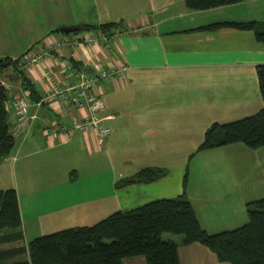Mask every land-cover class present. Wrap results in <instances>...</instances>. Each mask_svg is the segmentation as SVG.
<instances>
[{"label":"crops","instance_id":"1","mask_svg":"<svg viewBox=\"0 0 264 264\" xmlns=\"http://www.w3.org/2000/svg\"><path fill=\"white\" fill-rule=\"evenodd\" d=\"M247 20L264 23V0L197 10L185 0H0V57L13 60L1 80L15 139L0 162V189L16 190L23 234L4 247L182 194L209 232L244 224L247 203L264 197V146L201 144L213 123L263 106L256 67L264 63V43L252 30L204 28ZM105 23L116 26L103 31ZM64 26H80V32L65 33ZM97 31L104 36L93 42L62 43ZM109 65L126 67L95 85L110 134L99 142L94 130L53 132L56 123L68 125L83 111L56 101L37 105L50 87L47 74L64 86L79 69L95 73ZM19 93L34 118L18 120L12 100ZM203 151L211 159L208 174L199 177ZM146 167L163 174L125 182ZM182 242L183 236L180 264H231L199 242ZM123 264L146 260L126 257Z\"/></svg>","mask_w":264,"mask_h":264},{"label":"trees","instance_id":"2","mask_svg":"<svg viewBox=\"0 0 264 264\" xmlns=\"http://www.w3.org/2000/svg\"><path fill=\"white\" fill-rule=\"evenodd\" d=\"M241 0H185L189 9H208ZM115 23L100 25L103 31ZM233 27L252 30L264 43V23L221 21L204 28ZM92 28H95L93 26ZM13 62L0 57V162L14 147L5 102L8 92L1 73ZM263 106L254 114L233 121L215 122L205 131L201 148L241 142L249 148L264 146V63L256 67ZM163 174L146 167L125 180H153ZM186 179V178H185ZM247 221L233 229L209 233L199 223L184 195L159 198L128 211H115L90 225L60 229L32 238L26 245L4 247L23 239L18 195L14 188L0 189V264H123V259L144 256L146 264H180L178 243L163 240L162 233L183 235V244L199 242L221 262L264 264V197L247 203ZM21 258L20 256L26 255ZM19 256V257H18Z\"/></svg>","mask_w":264,"mask_h":264},{"label":"built area","instance_id":"3","mask_svg":"<svg viewBox=\"0 0 264 264\" xmlns=\"http://www.w3.org/2000/svg\"><path fill=\"white\" fill-rule=\"evenodd\" d=\"M104 36L101 31L88 32L81 36H74L72 39H63V44L69 43L78 45L81 42H93L97 38ZM43 56L37 55L36 60L40 61ZM33 60V59H32ZM69 67H72L69 64ZM125 66H112L101 68L95 73L86 69H79L75 79L64 86L57 85L52 77L47 74L49 89L44 93L41 100L37 103L56 101L66 103L70 108L82 110L80 116L72 118L70 124L63 125L56 123V128L52 131L59 134H72L76 131L94 130L99 142L110 134L111 127L103 123L104 117L100 112L104 109V100L101 95L95 92V85L99 79L114 78L122 75ZM12 105L18 120L34 118L35 113H31V104L25 93L15 95Z\"/></svg>","mask_w":264,"mask_h":264},{"label":"rangeland","instance_id":"4","mask_svg":"<svg viewBox=\"0 0 264 264\" xmlns=\"http://www.w3.org/2000/svg\"><path fill=\"white\" fill-rule=\"evenodd\" d=\"M79 32L80 31H75V32H70L69 34H73V33H76V34H79ZM203 152H205V153H202V154H204V155H202V157H201V159H200V167H199V174L198 175H196V176H199V177H201V176H205V175H207L208 174V170H206L205 171V169H207V159L208 160H210L211 159V156H209V155H206V154H208V153H206L207 151H203ZM216 152L214 151V153H212V155H213V157H218V155L216 154ZM242 224H240L239 226H241ZM231 227H233V226H231ZM236 228V227H235ZM228 229H233V228H228ZM228 229H223V230H228ZM222 229L221 230H219V231H223ZM207 231V230H206ZM219 231H215V232H209V231H207V232H209V233H216V232H219ZM182 234H173V233H170V232H163L162 233V239L163 240H169V239H171L172 237H176L177 239H171V240H173V241H175V242H177V243H179V241L181 240V238H182ZM179 239V240H178Z\"/></svg>","mask_w":264,"mask_h":264},{"label":"water","instance_id":"5","mask_svg":"<svg viewBox=\"0 0 264 264\" xmlns=\"http://www.w3.org/2000/svg\"><path fill=\"white\" fill-rule=\"evenodd\" d=\"M65 33L75 32L80 30V26H64L61 28Z\"/></svg>","mask_w":264,"mask_h":264}]
</instances>
